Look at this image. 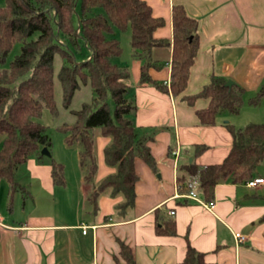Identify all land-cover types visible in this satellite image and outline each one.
I'll return each instance as SVG.
<instances>
[{"label":"crops","instance_id":"crops-1","mask_svg":"<svg viewBox=\"0 0 264 264\" xmlns=\"http://www.w3.org/2000/svg\"><path fill=\"white\" fill-rule=\"evenodd\" d=\"M146 1L154 15L165 19V24L155 31L157 38L173 39L175 4L184 5L199 21L200 44L185 94L200 92L211 76L217 74L245 88L242 106H247V100L264 86V0ZM171 52V47L154 50V58L164 63L150 68V74L158 82H170ZM121 63L131 71L129 97L133 98L136 109L130 118L139 128V135L150 137L157 171L142 158H136L139 174L136 205L127 218L114 215L115 205L122 196L107 194L99 197L93 213L76 211L74 216L66 217L55 206L53 212L47 209L36 212L37 199L33 192L37 196L42 191L64 200L65 194L59 188H66L68 183L65 178L64 183H55L52 163L56 161L49 163L30 156L22 170L25 183L17 178L25 187L20 191L28 194L23 204L24 214L1 216L0 264H118L120 241L132 247L137 264H183L188 243L205 253L208 264H264V183L249 186L226 178L216 185L215 206L208 209L187 197L188 180H179V162L195 161L206 166L224 161L233 141L225 123L228 119L235 127H242L241 110L236 115H221L215 125H203L196 110L208 106V98L199 97L190 105L181 95L141 83L143 62L132 57V49L128 61ZM248 119L260 122L255 115ZM98 142L97 179L100 180L114 168L104 160L103 150L109 138L99 136ZM195 144H206L208 148L195 154ZM79 166L82 168L80 163ZM254 177L264 178V174L256 171ZM77 185L78 198L84 201L91 184L81 173ZM30 198L34 200L35 210H29ZM164 217L175 220L177 234L157 232L158 219ZM236 232L243 234L245 240H237Z\"/></svg>","mask_w":264,"mask_h":264},{"label":"trees","instance_id":"trees-1","mask_svg":"<svg viewBox=\"0 0 264 264\" xmlns=\"http://www.w3.org/2000/svg\"><path fill=\"white\" fill-rule=\"evenodd\" d=\"M103 8L105 13L95 11ZM173 39L157 38L155 31L165 19L154 15L146 0H6L0 6V133L4 134L0 150V181L9 184L10 205L17 191L25 187L18 181L15 169L30 156L42 161L43 147L51 146L46 126L36 121L44 108L57 113L54 87V61L60 55L64 61L59 70L63 87L64 105L70 106L79 87V79L89 80L94 98L78 110H73L74 123L63 124L65 141L79 142V160L86 170L85 179L91 183L97 173L95 158L96 128L109 138L103 154L105 163L114 171L91 183L92 201L98 207L102 194L122 196L115 205L118 218H127L136 205V183L139 174L135 160L142 158L157 171V161L149 145L150 137L141 136L130 114L136 109L130 95L131 71L126 65L113 60L120 57L123 47L113 36L115 28L131 32L132 57L140 60V82L155 85L171 92L188 104L194 105L199 97L208 98L209 104L196 110L203 125H215L221 115H236L245 102L246 90L238 83L225 85L227 78L213 74L210 82L196 94H185L190 71L199 49V21L191 16L184 5L172 8ZM111 35V36H108ZM80 40L90 50L88 59L76 62L70 50ZM16 44L18 53L9 63L8 57ZM171 47V77L169 84L158 82L150 74L151 67L164 63L154 58L156 48ZM264 97V86L249 98L258 104ZM110 100L114 103L112 109ZM233 141L222 163L200 166L195 161L179 162V180L197 182V191L205 201L214 200L215 187L224 179L246 183L254 178L257 166L264 160V123L250 122L242 127L225 123ZM206 144H195L199 154ZM55 183H64V166L53 162ZM183 173V174H182ZM160 209V208H159ZM156 209V213L159 212ZM117 217V216H116ZM159 234H177L172 218L158 219ZM118 264H137L132 247L120 241ZM183 264H208L205 253L188 243Z\"/></svg>","mask_w":264,"mask_h":264},{"label":"rangeland","instance_id":"rangeland-1","mask_svg":"<svg viewBox=\"0 0 264 264\" xmlns=\"http://www.w3.org/2000/svg\"><path fill=\"white\" fill-rule=\"evenodd\" d=\"M6 0H0V6H5ZM95 11L103 12L105 13L103 8L95 9ZM111 36V35H108ZM113 36H116L123 47V53L120 57H115L113 60L119 64H122L121 62H126L130 58V31L127 32L120 30L118 28H115V32ZM20 49V44H16L12 53L8 57V61L5 64V66H9L10 61L14 57L16 53H18ZM71 52L73 53V56L76 60V62L80 63L88 59V55L90 54L89 48L86 46L85 42L83 40H80L79 45L74 46L71 45L70 47ZM64 63L62 57L60 55H56L55 61H54V87H55V100H56V108L57 113H53L49 108H44L40 114L36 118V121H38L41 124H44L46 126L47 134L51 139V146L49 148L50 154L44 155V158L46 162L52 163L51 161H56L59 163H62L64 166V178L67 180L68 186L66 188H59L60 191H63V194H65V199L60 200L58 196L56 197L53 195H49L47 193H36L33 192L34 197L37 199V209L38 210H45L47 212H53L54 206L56 207L57 212L64 211V214H61L62 216H74V213L76 211L89 213L94 211V203L92 201V190L88 193L85 200L83 201L82 198H78L77 193V183L78 178L81 175V173L85 176L86 170L79 166V153L81 150V144L79 142H74L72 144H69L65 141V132H63L60 127L65 124H71L74 123L76 120L75 114L73 110H78L82 107V105L86 102H91L94 98V91L92 89L91 83L89 80H82L79 79V87L75 91L70 106L66 107L64 105V95H63V87L59 80V70ZM254 96V95H253ZM247 100V99H246ZM248 105L242 106L241 108V126H245L246 124L250 123L248 118L251 116H258V120L260 123H264V97L258 104H249V101L247 100ZM110 104L112 109L114 108V103L112 100H110ZM228 120V119H227ZM137 132L139 133V128L136 127ZM95 140H96V147H95V158L99 165L100 162V149H99V142L98 138L99 136H102L100 133V130L96 128L93 132ZM141 133V132H140ZM139 133V134H140ZM4 139V134L0 133V150L2 148ZM26 166L25 164H20L16 167L15 172L17 178L22 183H25L26 177L23 175L22 170ZM256 171H260L264 174V160L257 166ZM96 173L93 176L91 183H96L99 181L97 179ZM89 183V182H88ZM90 183V184H91ZM36 188V186H34ZM75 193V194H74ZM26 195H28L26 192L19 191L15 197L14 202L12 206L10 205L9 200V187L8 183L5 179L1 180L0 184V215L1 216H17L20 217L24 214V200L26 198ZM109 195V194H107ZM80 196V195H79ZM54 198V200H53ZM34 200L32 198L29 199V210H35L36 206L33 203ZM86 211V212H85ZM114 215L118 217V210L116 207L114 208ZM14 213V214H13Z\"/></svg>","mask_w":264,"mask_h":264},{"label":"built area","instance_id":"built-area-1","mask_svg":"<svg viewBox=\"0 0 264 264\" xmlns=\"http://www.w3.org/2000/svg\"><path fill=\"white\" fill-rule=\"evenodd\" d=\"M246 183L249 186H257V185H259L261 183H264V178L263 177H254V178L248 180ZM180 188H181V185H180ZM186 188H187V193H186L187 197L201 202L208 209H213L214 208V206H215V201L214 200L205 201V200L202 199V197L200 196V194L197 191V182L196 181H188L187 184H186ZM174 212H175L174 210L170 211L171 214H174ZM1 219H2V217L0 215V221H1ZM83 232L84 233L87 232V228L86 227L84 228ZM235 237L239 241L245 240V236L243 234H241L240 232H236L235 233Z\"/></svg>","mask_w":264,"mask_h":264},{"label":"water","instance_id":"water-1","mask_svg":"<svg viewBox=\"0 0 264 264\" xmlns=\"http://www.w3.org/2000/svg\"><path fill=\"white\" fill-rule=\"evenodd\" d=\"M233 84H234V80L233 79H228L227 82L225 83V85L228 86V87H231ZM227 122H228V120H227ZM41 153L43 155H45V154L49 155L50 151H49L48 147L45 146V147L42 148Z\"/></svg>","mask_w":264,"mask_h":264}]
</instances>
